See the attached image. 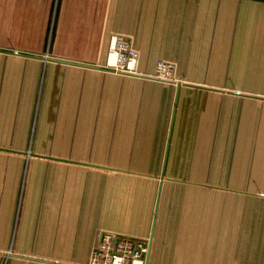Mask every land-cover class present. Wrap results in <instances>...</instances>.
Instances as JSON below:
<instances>
[{
	"label": "crops",
	"instance_id": "crops-1",
	"mask_svg": "<svg viewBox=\"0 0 264 264\" xmlns=\"http://www.w3.org/2000/svg\"><path fill=\"white\" fill-rule=\"evenodd\" d=\"M102 232L264 264V0H0V264H87Z\"/></svg>",
	"mask_w": 264,
	"mask_h": 264
},
{
	"label": "built area",
	"instance_id": "built-area-1",
	"mask_svg": "<svg viewBox=\"0 0 264 264\" xmlns=\"http://www.w3.org/2000/svg\"><path fill=\"white\" fill-rule=\"evenodd\" d=\"M108 54L113 57V62L107 64L109 69L123 76L136 75L138 54L129 39L113 36L110 39ZM155 70L156 81L175 82V69L172 64L159 61ZM98 240L99 244L87 264H145L144 255L148 249L144 241L108 232L100 233Z\"/></svg>",
	"mask_w": 264,
	"mask_h": 264
},
{
	"label": "rangeland",
	"instance_id": "rangeland-1",
	"mask_svg": "<svg viewBox=\"0 0 264 264\" xmlns=\"http://www.w3.org/2000/svg\"><path fill=\"white\" fill-rule=\"evenodd\" d=\"M99 241H100V240H99ZM98 244H99V242H98ZM98 244H97V246H98ZM97 246H96V247H97ZM145 255H146V254H145ZM145 255H144V256H145ZM145 257H146V256H145ZM144 261H145V258H144Z\"/></svg>",
	"mask_w": 264,
	"mask_h": 264
}]
</instances>
